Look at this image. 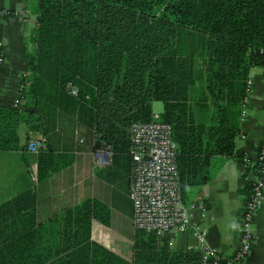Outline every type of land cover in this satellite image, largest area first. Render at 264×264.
I'll use <instances>...</instances> for the list:
<instances>
[{
  "label": "trees",
  "instance_id": "obj_1",
  "mask_svg": "<svg viewBox=\"0 0 264 264\" xmlns=\"http://www.w3.org/2000/svg\"><path fill=\"white\" fill-rule=\"evenodd\" d=\"M31 7L22 101L0 104V151L24 157L19 123L36 131L44 112L61 110L118 162L130 157L131 122L151 119L153 101H161L178 145L181 192L206 182L217 157L235 154L246 79L264 67V0H33ZM200 38L204 64L196 68ZM72 161V152L47 141L36 152L37 181ZM249 189V181L240 189L244 204ZM35 205L34 186L0 201V264H201L198 249L162 247L153 231L134 229L131 259L94 241L91 219L110 220L97 198L41 221Z\"/></svg>",
  "mask_w": 264,
  "mask_h": 264
},
{
  "label": "crops",
  "instance_id": "obj_2",
  "mask_svg": "<svg viewBox=\"0 0 264 264\" xmlns=\"http://www.w3.org/2000/svg\"><path fill=\"white\" fill-rule=\"evenodd\" d=\"M32 4L33 0H0V9L29 11L25 18H19L12 12L0 14V41L3 42L5 53V60L0 63L2 105L12 104L21 74L27 70L23 50L31 46L27 39L35 25ZM250 71L251 74L252 69ZM256 74L248 94V110L241 116V130L235 138V154L218 157L221 161L215 160L206 182L189 184L182 192L184 205L192 212L193 218L205 226L207 241L224 254L234 250L238 237L239 213L244 206L240 189L247 182L249 174L241 156L254 158L257 145L264 134V79L263 73ZM157 102L153 101V106ZM40 121L41 129L36 131H31L23 122L19 123V143L27 142L33 135L42 134L54 149L72 152L73 161L33 183L30 168L36 165V152L27 148L23 157L21 150L0 151V201L34 186L36 218L41 221L86 198H97L108 205L110 220L105 224L92 218L91 238L119 256L131 259L134 228L131 220L132 204L128 194L131 181L130 157L120 158L118 162H113L110 158L106 164H96L91 133L76 118L57 110L54 114L44 112ZM201 210L205 212L203 217L200 215ZM263 212L264 202L257 214L258 223ZM257 222L254 226L256 240L246 259L247 264H264V241L259 240L261 238L256 233ZM195 241L189 230H172L163 236H157L158 244L168 248H190Z\"/></svg>",
  "mask_w": 264,
  "mask_h": 264
},
{
  "label": "built area",
  "instance_id": "obj_3",
  "mask_svg": "<svg viewBox=\"0 0 264 264\" xmlns=\"http://www.w3.org/2000/svg\"><path fill=\"white\" fill-rule=\"evenodd\" d=\"M19 18L29 15L27 9L8 11L0 9V14L11 13ZM5 60L3 42L0 41V63ZM252 73L246 79V91L253 85ZM19 82L17 93L12 105L22 101ZM67 91L77 94V87L68 82ZM248 94L244 97L241 116L247 112ZM47 139L42 134L33 135L28 139L29 151L37 152L45 148ZM177 142L173 139L172 124L161 119L160 112L152 111L149 120H134L129 126V154L131 157V181L129 197L132 204L131 220L136 230L153 231L163 236L175 230L191 231L195 237L193 248L200 251L201 264H246V259L255 243L254 226L257 214L264 202V136L260 140L259 149L254 158L242 155L241 160L249 177L250 189L247 200L239 213L237 225V242L234 250L224 254L218 247L207 241L206 228L195 220L192 212L182 201L176 155ZM109 146L94 149V162L106 164L111 158ZM260 161V172H254V162ZM30 178L37 182L35 167L30 168ZM200 215L205 216L204 211Z\"/></svg>",
  "mask_w": 264,
  "mask_h": 264
},
{
  "label": "rangeland",
  "instance_id": "obj_4",
  "mask_svg": "<svg viewBox=\"0 0 264 264\" xmlns=\"http://www.w3.org/2000/svg\"><path fill=\"white\" fill-rule=\"evenodd\" d=\"M197 49H196V55H195L194 64H195V67L196 68H200V66H202L204 64L203 63V41H202V38L199 39L198 48ZM257 72L263 73V79H264V67L255 66V67L252 68L253 80H254L255 76L257 75L256 74ZM263 82H264V80H263ZM253 84H254V82H253ZM252 87H253V85H252ZM153 108H154L153 109L154 111L160 112L162 110V103H161V101H158L157 103H155V105L153 106ZM200 114H201V111L199 112L198 115L201 116ZM217 159H218V157H217ZM217 159H215V160H217ZM218 160H220V159H218ZM256 222H257V218H256L255 223ZM256 233L259 234V237L258 238H261L259 240L264 241V212L261 215V218H259V223H258V227H257ZM246 264H247V261H246Z\"/></svg>",
  "mask_w": 264,
  "mask_h": 264
}]
</instances>
